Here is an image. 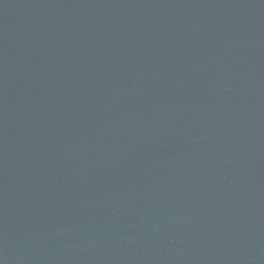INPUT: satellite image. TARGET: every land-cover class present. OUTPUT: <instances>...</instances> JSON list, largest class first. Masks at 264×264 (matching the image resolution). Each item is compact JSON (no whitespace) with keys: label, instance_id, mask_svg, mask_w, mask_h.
I'll use <instances>...</instances> for the list:
<instances>
[{"label":"water","instance_id":"1","mask_svg":"<svg viewBox=\"0 0 264 264\" xmlns=\"http://www.w3.org/2000/svg\"><path fill=\"white\" fill-rule=\"evenodd\" d=\"M0 264H264V0H0Z\"/></svg>","mask_w":264,"mask_h":264}]
</instances>
